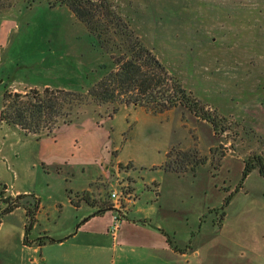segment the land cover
Here are the masks:
<instances>
[{"label":"rangeland","instance_id":"1","mask_svg":"<svg viewBox=\"0 0 264 264\" xmlns=\"http://www.w3.org/2000/svg\"><path fill=\"white\" fill-rule=\"evenodd\" d=\"M52 1L0 0V109L7 89L84 93L114 67L86 26ZM108 1L215 130L183 106L153 114L134 104L111 117L110 104H83L73 124L42 140L0 122V230H15L24 215L25 230H54L57 217L77 212L69 196L94 181L104 204L112 190L132 191L130 216L160 217L175 230L199 217L205 237L223 231L264 241V177L254 168L242 178L244 161L264 162V0ZM181 152L205 163L166 171ZM25 188L28 196L4 212ZM33 197L39 206L30 221L23 206Z\"/></svg>","mask_w":264,"mask_h":264},{"label":"trees","instance_id":"2","mask_svg":"<svg viewBox=\"0 0 264 264\" xmlns=\"http://www.w3.org/2000/svg\"><path fill=\"white\" fill-rule=\"evenodd\" d=\"M52 4L68 7L75 18L86 26L94 46L109 56L114 67L84 93L48 86L42 89L29 88L21 93L7 89L0 109L1 123L15 126L21 133L31 135L35 140L44 136L55 138L61 126L73 124L83 104H110L113 106L110 117L118 111V106L134 104L153 114L183 106L208 121L215 130L217 123L214 118L200 114L202 105L168 72L152 50L139 40L130 24L116 13L108 0H53ZM189 163L191 171L195 172L199 165L205 163V159L181 152L178 160L167 161L164 169L184 173ZM254 168L264 177V162L260 157H255L252 162L244 161L242 178ZM25 196L28 194L9 196V206L4 212L18 207L19 200ZM231 196L223 200L219 225L226 215L224 208L229 204ZM70 200L76 205L72 198ZM38 206L36 197H33V204L27 202L23 206L30 221H34ZM53 240L45 236L37 238L36 242L41 245Z\"/></svg>","mask_w":264,"mask_h":264},{"label":"crops","instance_id":"3","mask_svg":"<svg viewBox=\"0 0 264 264\" xmlns=\"http://www.w3.org/2000/svg\"><path fill=\"white\" fill-rule=\"evenodd\" d=\"M100 190L91 181L75 192L78 196L70 195L68 201L77 212L57 217L54 230L26 231L25 215L15 230H0V264H264V241L223 231L205 237L199 217L191 225L186 223L184 230H175L172 222L160 217L130 216L125 206L129 199L123 202L126 210L113 229V201L108 197L110 205L104 204ZM127 196L132 197V191ZM82 204L88 206L83 212ZM188 216L182 218L189 221ZM45 236L54 240L37 244L36 239Z\"/></svg>","mask_w":264,"mask_h":264},{"label":"built area","instance_id":"4","mask_svg":"<svg viewBox=\"0 0 264 264\" xmlns=\"http://www.w3.org/2000/svg\"><path fill=\"white\" fill-rule=\"evenodd\" d=\"M125 187H124V191H123V195L119 196V194L115 191L112 190L109 193V197L112 199L113 201V207H114V220H115V225L113 227V229H115L117 227L118 224V220L120 219V216L124 214L125 212V208H124V204L123 202H127V199H129L130 197L127 196L128 192H125Z\"/></svg>","mask_w":264,"mask_h":264}]
</instances>
